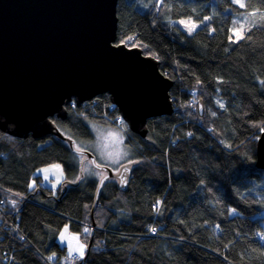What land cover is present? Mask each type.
I'll return each mask as SVG.
<instances>
[{
  "label": "trees",
  "instance_id": "1",
  "mask_svg": "<svg viewBox=\"0 0 264 264\" xmlns=\"http://www.w3.org/2000/svg\"><path fill=\"white\" fill-rule=\"evenodd\" d=\"M242 2L119 0L117 43L159 60L175 82L174 113L149 120L145 138L130 131L108 94L68 105L66 120L53 118L74 141L93 140L88 122L118 126L134 155L128 190L105 183L100 192L85 264H264V169L256 167L264 0ZM238 16L250 22L235 41ZM206 18L192 34L170 22ZM77 155L54 137L17 138L0 129V264H80L77 255L67 261L58 235L69 224L88 247L100 180L91 171L81 178ZM51 164L65 173L57 192L35 175Z\"/></svg>",
  "mask_w": 264,
  "mask_h": 264
},
{
  "label": "water",
  "instance_id": "2",
  "mask_svg": "<svg viewBox=\"0 0 264 264\" xmlns=\"http://www.w3.org/2000/svg\"><path fill=\"white\" fill-rule=\"evenodd\" d=\"M119 0H0V129L17 138L54 137L105 172L91 212L94 213L110 178L126 192L133 165L118 172L99 165L91 152L80 150L53 121L66 120L67 106H80L108 94L130 131L145 138L148 121L174 113L170 90L160 62L141 48L118 44ZM200 116L203 102L198 105ZM258 169H264V132L257 140ZM64 191H62V194Z\"/></svg>",
  "mask_w": 264,
  "mask_h": 264
},
{
  "label": "rangeland",
  "instance_id": "3",
  "mask_svg": "<svg viewBox=\"0 0 264 264\" xmlns=\"http://www.w3.org/2000/svg\"><path fill=\"white\" fill-rule=\"evenodd\" d=\"M215 1L216 0H213V3ZM241 3L243 4L242 0H240V3L237 4L240 5ZM144 6L145 5H141V8H144ZM239 17L241 16H238L237 19ZM237 19L236 21L239 24V29H237V31L235 32V38L232 39L235 41H238L244 37L245 32H247L249 29L248 25L246 24L250 22L249 16H243L238 20ZM170 22L171 25L178 26L186 33L192 34L208 24L210 22V18H206L203 22H195L190 19L170 20ZM88 125L93 133V140H76L75 145L80 150L91 152L95 156L97 164L107 166L114 172H118L122 165L130 163L134 159L133 153L126 145L127 135L124 129L118 126H103L95 122H88ZM77 159H79V161L82 163L84 156L77 155ZM57 165L59 166V168L55 167ZM45 169H48L49 171H43ZM84 171L85 173L91 171V173L94 174L93 176L96 178H101V174H104V172H101L94 168L90 161L84 163ZM35 175L41 177L42 183L45 186L52 188L55 192H57L65 182V173L60 164H51L42 167L38 169ZM88 175H90V173ZM45 176H47V179H45ZM57 178H59V181L57 180ZM35 183L36 181L33 180L31 183V187H33ZM258 185L264 184L259 182ZM66 227L68 229L67 232L64 231ZM58 241L67 250V261H69L70 258H72L74 255H77L79 257V260L76 261V263L79 262L80 259H83L87 249V241L85 235L77 231H73L70 228V225L67 224L60 231L58 235ZM79 245L84 246L82 249L83 255H81L80 251L77 250L79 248Z\"/></svg>",
  "mask_w": 264,
  "mask_h": 264
},
{
  "label": "snow or ice",
  "instance_id": "4",
  "mask_svg": "<svg viewBox=\"0 0 264 264\" xmlns=\"http://www.w3.org/2000/svg\"><path fill=\"white\" fill-rule=\"evenodd\" d=\"M235 2L240 3V0H235ZM240 6H241V7H244V5H243L242 3L240 4ZM55 167H56V168H59L58 165L55 166ZM43 171L47 172V171H49V170H48V169H45V170H43ZM45 179H47V176H45ZM57 180L59 181V178H57ZM64 231H65V232L68 231L67 227L64 229ZM84 231H85V232H88V229L85 228ZM152 231H155V229H153ZM62 239H63V234H62ZM83 247H84L83 245H79V248L77 249V250L80 251V254H81V255H83V251H82Z\"/></svg>",
  "mask_w": 264,
  "mask_h": 264
},
{
  "label": "flooded vegetation",
  "instance_id": "5",
  "mask_svg": "<svg viewBox=\"0 0 264 264\" xmlns=\"http://www.w3.org/2000/svg\"><path fill=\"white\" fill-rule=\"evenodd\" d=\"M83 171H84V166H83ZM87 174H88V172H87ZM104 175H105V172H104V174H101V178L99 177L98 179L101 180L104 177ZM105 183H115L117 185L118 184V180H117V178H110Z\"/></svg>",
  "mask_w": 264,
  "mask_h": 264
},
{
  "label": "built area",
  "instance_id": "6",
  "mask_svg": "<svg viewBox=\"0 0 264 264\" xmlns=\"http://www.w3.org/2000/svg\"><path fill=\"white\" fill-rule=\"evenodd\" d=\"M150 231H152V230H150ZM156 232H157V230H155V231H152L150 234H151V236H156ZM74 259H76V257H74Z\"/></svg>",
  "mask_w": 264,
  "mask_h": 264
},
{
  "label": "clouds",
  "instance_id": "7",
  "mask_svg": "<svg viewBox=\"0 0 264 264\" xmlns=\"http://www.w3.org/2000/svg\"><path fill=\"white\" fill-rule=\"evenodd\" d=\"M92 227V226H91Z\"/></svg>",
  "mask_w": 264,
  "mask_h": 264
}]
</instances>
